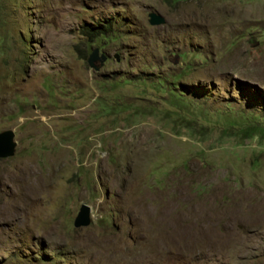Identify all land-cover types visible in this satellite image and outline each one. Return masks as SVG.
Returning <instances> with one entry per match:
<instances>
[{"label": "rangeland", "instance_id": "1", "mask_svg": "<svg viewBox=\"0 0 264 264\" xmlns=\"http://www.w3.org/2000/svg\"><path fill=\"white\" fill-rule=\"evenodd\" d=\"M3 130L0 264H264V0H0Z\"/></svg>", "mask_w": 264, "mask_h": 264}, {"label": "water", "instance_id": "2", "mask_svg": "<svg viewBox=\"0 0 264 264\" xmlns=\"http://www.w3.org/2000/svg\"><path fill=\"white\" fill-rule=\"evenodd\" d=\"M164 22V18L159 14L152 12L149 14V23L152 25H158ZM100 60V64L105 60V56H97V49H95L88 59V64L95 69L99 68L94 62ZM13 133L10 130H3L0 132V157H8L13 153L14 142L12 141ZM90 222V207L86 204H82L81 208L74 220V226L83 227Z\"/></svg>", "mask_w": 264, "mask_h": 264}, {"label": "trees", "instance_id": "3", "mask_svg": "<svg viewBox=\"0 0 264 264\" xmlns=\"http://www.w3.org/2000/svg\"><path fill=\"white\" fill-rule=\"evenodd\" d=\"M108 29L106 31L97 30L96 34L101 36V38L107 37Z\"/></svg>", "mask_w": 264, "mask_h": 264}]
</instances>
